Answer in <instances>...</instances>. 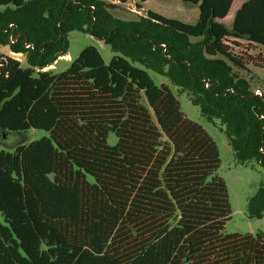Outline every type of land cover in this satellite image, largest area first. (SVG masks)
<instances>
[{"label": "trees", "instance_id": "obj_1", "mask_svg": "<svg viewBox=\"0 0 264 264\" xmlns=\"http://www.w3.org/2000/svg\"><path fill=\"white\" fill-rule=\"evenodd\" d=\"M131 1L0 0V44L28 63L0 53V264H264V231L225 232L217 143L149 72L220 121L241 163L264 168V96L242 75L264 68L251 52L264 46V0L244 1L230 27L233 0H182L199 5L196 23L111 13ZM73 30L116 54L106 63L89 45L65 70L45 69ZM30 129L47 135L22 141ZM250 206L264 214V183Z\"/></svg>", "mask_w": 264, "mask_h": 264}, {"label": "rangeland", "instance_id": "obj_2", "mask_svg": "<svg viewBox=\"0 0 264 264\" xmlns=\"http://www.w3.org/2000/svg\"><path fill=\"white\" fill-rule=\"evenodd\" d=\"M30 2L31 0H25ZM109 1V0H106ZM140 1V0H139ZM138 2V0H137ZM184 2L182 0H149L146 4L148 10L159 12L170 18H177L180 20L186 19ZM5 7L0 6V12L4 11ZM111 13L119 19L131 20L137 19L139 16L146 14L145 9H138L136 2L121 4L116 3L114 7L110 8ZM191 23V21H189ZM229 24V23H228ZM13 24H9L7 32L14 29ZM13 32V31H12ZM9 34L11 43H16L18 36L14 33ZM69 50L66 55H61L57 60L46 67L45 69H53L54 72H61L65 70L71 63L73 58H76L80 52L87 46H96L106 63H109L112 56L116 53L111 49V46L104 42V40H97L86 31L73 30L68 33ZM242 44L240 47H235V51L242 53L247 46L243 40H239ZM250 48V47H249ZM252 53H261L264 55V46H257L252 49ZM0 53L15 57L22 61L23 66H28L27 57L25 53L14 52L11 50L10 44H0ZM136 66L145 68L140 63H134ZM252 67V66H251ZM253 74L249 75L242 73L245 78L251 80V89L256 95L264 96V68H251ZM157 83L167 82L171 85L175 95L181 102L182 110L186 115L201 124L214 139L219 148L221 157V166L219 174L225 179L228 187L229 199L232 209V218L227 223L225 232H240V233H256L257 231H264V214L258 215L257 211L252 210L250 206L251 199L257 194L261 185L264 183V168L257 160H252L247 163H241L235 154V151L230 144L229 138L225 133L220 121H209L201 113L199 105L194 104L187 92L181 90L179 87L172 84L169 79L161 74L149 70ZM257 90V92H256ZM47 135L44 130L30 129L29 132L22 134V141L29 142L34 139L41 138ZM19 139V134L11 132L6 139V144L16 142ZM111 143L116 142V136L111 134L109 137ZM3 145L0 144V149ZM92 179V178H91ZM257 214V215H256ZM0 223H5L4 216L0 213Z\"/></svg>", "mask_w": 264, "mask_h": 264}, {"label": "crops", "instance_id": "obj_3", "mask_svg": "<svg viewBox=\"0 0 264 264\" xmlns=\"http://www.w3.org/2000/svg\"><path fill=\"white\" fill-rule=\"evenodd\" d=\"M148 1L149 0H146L145 2H143V9H145V10H148L146 8V4L148 3ZM244 1H246V0H233L231 9H230L229 13L227 14V16L222 19V22H224L227 26L230 27L234 21V16H235L237 9L242 5V3ZM132 2H137V0H132L131 2H128V3H132ZM116 3H118V2H116ZM128 3H124V4H128ZM184 4H186V5H184L185 12H186L185 13L186 19H184L182 21H185V22L191 21V23H196L198 18H199V12H200L199 11V5L198 4L185 3V2H184Z\"/></svg>", "mask_w": 264, "mask_h": 264}, {"label": "built area", "instance_id": "obj_4", "mask_svg": "<svg viewBox=\"0 0 264 264\" xmlns=\"http://www.w3.org/2000/svg\"><path fill=\"white\" fill-rule=\"evenodd\" d=\"M31 44H26V47H29ZM205 85L206 86H209V83H208V81L207 80H205ZM227 91H232V89L231 88H227ZM256 92H257V90H256ZM261 150H263V148H261ZM263 152H264V150H263Z\"/></svg>", "mask_w": 264, "mask_h": 264}, {"label": "water", "instance_id": "obj_5", "mask_svg": "<svg viewBox=\"0 0 264 264\" xmlns=\"http://www.w3.org/2000/svg\"><path fill=\"white\" fill-rule=\"evenodd\" d=\"M93 36V35H92ZM95 39H97V40H103V39H101V38H98V37H96V36H93ZM3 137L4 138H6L7 137V134L6 133H4L3 134ZM0 143H1V141H0Z\"/></svg>", "mask_w": 264, "mask_h": 264}]
</instances>
